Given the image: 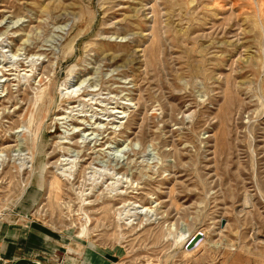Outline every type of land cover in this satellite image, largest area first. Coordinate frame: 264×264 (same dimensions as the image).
Wrapping results in <instances>:
<instances>
[{
	"label": "rangeland",
	"instance_id": "rangeland-1",
	"mask_svg": "<svg viewBox=\"0 0 264 264\" xmlns=\"http://www.w3.org/2000/svg\"><path fill=\"white\" fill-rule=\"evenodd\" d=\"M6 229L52 264H264V0H0Z\"/></svg>",
	"mask_w": 264,
	"mask_h": 264
},
{
	"label": "crops",
	"instance_id": "crops-1",
	"mask_svg": "<svg viewBox=\"0 0 264 264\" xmlns=\"http://www.w3.org/2000/svg\"><path fill=\"white\" fill-rule=\"evenodd\" d=\"M22 234V235H21ZM16 235L9 230L0 231V258L1 263L6 264H52L48 259L47 262L41 258H33L31 243L23 236V233ZM66 264H119L98 255L94 252L84 251L74 253L73 256L64 257Z\"/></svg>",
	"mask_w": 264,
	"mask_h": 264
},
{
	"label": "water",
	"instance_id": "water-1",
	"mask_svg": "<svg viewBox=\"0 0 264 264\" xmlns=\"http://www.w3.org/2000/svg\"><path fill=\"white\" fill-rule=\"evenodd\" d=\"M202 238V233L198 232L196 234H194L186 243L185 248L187 250H191L192 248H194L196 246V244L198 243V241Z\"/></svg>",
	"mask_w": 264,
	"mask_h": 264
},
{
	"label": "bare ground",
	"instance_id": "bare-ground-1",
	"mask_svg": "<svg viewBox=\"0 0 264 264\" xmlns=\"http://www.w3.org/2000/svg\"><path fill=\"white\" fill-rule=\"evenodd\" d=\"M10 154V153H9ZM56 181V180H55ZM58 181V180H57ZM54 184H57V182L56 183H54ZM55 186V185H54ZM57 187V186H56ZM187 238H186V240H185V244H186V242H188V240L190 239V235L188 234L187 236H186Z\"/></svg>",
	"mask_w": 264,
	"mask_h": 264
}]
</instances>
